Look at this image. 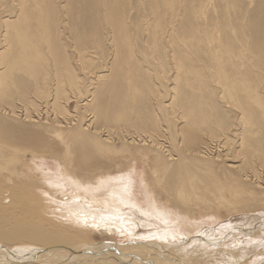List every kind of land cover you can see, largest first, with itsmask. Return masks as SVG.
Segmentation results:
<instances>
[{"label": "bare ground", "instance_id": "bare-ground-1", "mask_svg": "<svg viewBox=\"0 0 264 264\" xmlns=\"http://www.w3.org/2000/svg\"><path fill=\"white\" fill-rule=\"evenodd\" d=\"M179 1L0 0L1 7L12 9L7 15H0V117L7 115L12 121L21 120V113L17 114L18 110L4 102L13 96L12 87L19 85V96L27 99L26 116L21 121L46 131L61 129L57 135L62 137L65 125L77 121L68 110L69 101L72 97L88 95L81 108L90 111L94 120L90 119L84 127L87 131L82 128V132L92 129L93 134L99 135L95 120L104 124L112 122L124 129L104 140L87 134L89 139L101 144L105 152H121L113 147V136L117 137L116 143H124L125 149L157 152L163 148L158 142L163 122L157 110H182L183 125L175 128L173 135L181 134L183 149L190 155L191 162L174 160L169 146L165 150L167 154L162 152L165 154L162 174L167 176L166 183L174 194L173 210L179 212L178 208H182L181 211L192 212L188 207L205 201L199 183L206 180L196 169L201 165L208 168L210 164L224 169L223 175L229 174L219 180L206 181L211 189H219V194L213 204L202 209L216 204L237 210L239 203L264 195V175L259 172L260 168L264 169V0H258L250 15L243 9V0H218V15L212 12L207 15L206 0H192L188 6H185L188 0H181L184 13L178 8ZM63 3L68 9H64ZM84 10L92 15H82ZM133 11L136 15H131ZM81 71L86 72L88 81L79 73ZM205 71L212 76H207ZM170 82L173 87L169 86ZM169 94L170 100L165 102ZM221 99L241 112L237 119L232 120L233 116L226 114ZM8 110L10 114H6ZM166 122L173 124V120ZM233 138L240 141L237 150L223 155L231 160H222L217 150L222 144L231 143ZM2 139L0 135V145ZM203 140L205 144L199 150ZM34 152L43 156L40 147ZM236 155L241 157L240 161L235 160ZM255 157L259 162H254L261 163L259 169L252 163ZM58 161L65 184L71 186L69 190L65 185L55 186L60 195H67L68 200L81 195L79 200L91 206L113 210L123 205V194L133 182L127 184L122 177L114 178L123 180L117 187L120 191L116 192L110 184L111 177L86 168L88 160L78 161V165L72 158ZM245 169L251 171L248 173ZM55 179L56 174L49 182L51 188ZM160 180V177L154 179L151 184L143 180L150 196L147 202L154 211L161 209V218L163 214L179 218L177 212L164 209L155 192V188L161 190ZM196 221L191 216L187 224L192 226ZM63 227L69 229L66 224ZM73 228L78 232L71 234L64 230V234H54L43 226L31 227L16 221L6 230L0 221V243L57 256H64L67 247L75 246L81 253L90 250L86 256L92 264L104 263V258L110 259L109 264L119 259H124L123 263L144 264L139 257L137 263L118 257L110 248L103 253L105 247L78 246L81 232L78 227ZM92 249L95 252L91 255ZM157 253L160 252L154 251L155 263L152 259L146 263L160 264L158 260L163 256H156ZM78 255L76 253L72 259ZM78 262L81 261L70 264Z\"/></svg>", "mask_w": 264, "mask_h": 264}, {"label": "rangeland", "instance_id": "rangeland-1", "mask_svg": "<svg viewBox=\"0 0 264 264\" xmlns=\"http://www.w3.org/2000/svg\"><path fill=\"white\" fill-rule=\"evenodd\" d=\"M61 1L59 0V2ZM208 1L210 0H206L207 15H211L210 12L213 13L212 15H218V0H211L212 4ZM243 1V9L249 11L248 14L250 15V12L255 9L258 0ZM147 2L148 0H146ZM187 3L184 5L192 4V0H188ZM6 7L0 6V15H7L12 10L11 7ZM182 7L180 0L178 8H181L180 11L184 10V13L185 8ZM64 9H68V6L66 5ZM82 15L92 14L84 10ZM131 15H136V12L133 11ZM78 23H80L79 19ZM79 73L84 75L83 77L88 81L86 72L81 71ZM205 73L209 77L212 76L209 71H205ZM170 85L173 87L171 82L169 83ZM18 89L19 85L18 87L13 86V96L4 102L16 111L18 110L17 114L20 115L21 113L22 116L20 115V117L22 120L26 116V113L24 114V106L27 99L19 96ZM87 96L72 97L69 101L68 110L75 116L77 121L73 120V124L65 125L66 128H63L65 130L62 131L63 140L62 137L57 135L61 132V129L50 128L46 131L40 126L24 123L21 120L12 121L7 115L0 117V135L3 137V142L0 145V221L6 230L16 221L28 224L31 227L34 225L43 226L50 229L54 234H64V230L75 234L78 229L73 227L76 226L80 229V236L82 237V240L77 243L78 246L82 248H86V246L105 247L103 251L101 249L103 253L109 252L108 249L110 248L109 250L116 251L118 257L130 258V262L134 263H137L139 258L143 260L142 263L144 264H147V260L151 259L155 263V251L160 252L156 256H163V258L161 257L158 260L160 264H264V195L259 194L262 197L256 196L255 200L252 198L251 200L243 201L242 204L239 203L237 210L217 207L216 204L202 209L205 205L213 204L219 194V189H211L206 181L219 180L227 176L229 173L223 175L225 174L223 173L225 172L224 169H221V171L220 167H212L211 164L208 168L205 165H199L200 167L196 169V173L200 174V176L202 173V179L206 180L204 183H199L201 187L200 193L205 196V201L200 199L202 202L198 206L188 207L185 205L192 212L181 211L182 208H178L181 209L179 212L173 210L175 207L171 203V198L174 197V194L171 187L166 183L167 176L162 174L164 173L162 160L165 156L164 153H166L165 150L169 146L174 153V160L179 159L178 162H183V160L190 161V155L183 149L185 144L181 143L183 142L181 141V134L178 132L177 137L173 135L174 129H180L183 125L181 124L182 120H180L184 117L182 116L184 115L182 110L169 108L163 111L157 110L158 115H161L160 120L163 122L160 123L163 131L162 133L159 132V138L157 137L158 142L163 144L162 151L141 150L139 152L135 151L134 148L125 149L123 148L124 143H116L117 137L113 136V147L121 150V152L111 153L105 152L100 143L98 145L97 142L87 137L88 135H95L92 129L88 132L81 131L82 128L85 130L84 127L89 123L92 116L90 111L85 112L84 108H81L82 101ZM168 96L164 98L165 102L170 100V94ZM221 101L226 114L233 116L232 120L237 119L241 112L237 109L235 110L227 101L222 99ZM7 112L6 114H10L9 110ZM167 119L173 120V124H168L166 122ZM91 120L93 121L94 119L92 118ZM111 123L104 124L95 120L94 126L101 132L95 136L100 140H104L110 134H118L119 129L120 131L124 130L118 125L114 123L112 125ZM235 126H238V129L240 128V125ZM239 142L238 138H233L231 143L223 142L225 145L222 144L221 149L216 152H221L222 158L223 155L237 150L235 148L239 145ZM204 144L205 141H201L199 150ZM226 144L228 145L226 146ZM39 147L43 151V156L34 152ZM164 147L166 148L164 149ZM217 153H214V155L218 156ZM186 157L187 159H185ZM58 158L61 160L72 158L77 165L78 161L82 160L85 162L88 160L89 162L86 161L85 163L87 164L86 168L92 172L97 171L98 173L100 171V174L104 173L102 175L107 174V176L111 177L110 184L112 183V188L116 192L120 191L117 187L123 183V180L127 184L133 182L131 188L127 187V193L123 194V205L117 207V210H113L101 206H91L90 203L79 200L81 195L77 199L70 200H68L67 195H60L56 187L65 185L69 190L71 186L65 184V178L61 176L63 171L60 173L62 166L59 165L61 163ZM224 159L231 160L232 158L223 157L222 160ZM235 160L240 161L241 157L236 155ZM254 161L259 162L256 157L252 160V163H255L257 169H259L261 163L256 164ZM85 164L83 165L85 166ZM188 164L190 163L185 165ZM132 165L133 167H130ZM202 166L205 168L203 169ZM243 168L245 167L243 166ZM260 169L259 172L264 175V169ZM131 170H133V173H130ZM250 171L245 169V172L249 173ZM52 173H55L57 177L54 180L56 183L52 182L53 188L50 187L51 185L49 186L51 179L55 178V174L52 176ZM187 173L192 174L191 172ZM131 174L132 177L130 176ZM198 174L196 176L200 177ZM217 174H221L220 177ZM118 177H122V182L113 180ZM159 177L161 178L159 182L161 190L155 188V192L159 194L161 203L165 207L163 208L166 211L173 210L174 214L178 213L179 216H177L179 218L171 217L167 214H163L164 216L161 218V209L160 212L154 211L147 202L150 196L147 194L146 183L151 184L154 179ZM117 213L121 215L122 219ZM191 216L195 220L197 219L192 226L187 224V219H190ZM86 217L88 219H85ZM89 217L91 218L89 219ZM64 224L68 225L69 229L64 228ZM80 236L79 238H81ZM25 245L33 246V244ZM0 247L11 252V254L5 251L1 252L0 264H70L71 261L75 260L81 261L75 264H92L86 256L90 250L81 253V250L78 251V247L75 246L67 247L65 249L67 252L62 254L64 256H57L42 250V254H36L34 250H28L19 245L9 246L5 243H0ZM92 252L95 251L92 249L91 255ZM76 253H79V255L72 259ZM4 258L5 260L3 261L2 259ZM104 259V263L101 264H109L108 262H111L108 258ZM123 261L124 259H119L116 263L111 264H129V262L123 263Z\"/></svg>", "mask_w": 264, "mask_h": 264}, {"label": "water", "instance_id": "water-1", "mask_svg": "<svg viewBox=\"0 0 264 264\" xmlns=\"http://www.w3.org/2000/svg\"><path fill=\"white\" fill-rule=\"evenodd\" d=\"M0 250H4V251H6L7 253H10V254H11V252H8V250L4 249L3 247H0Z\"/></svg>", "mask_w": 264, "mask_h": 264}]
</instances>
